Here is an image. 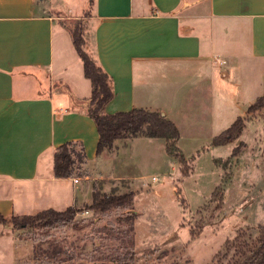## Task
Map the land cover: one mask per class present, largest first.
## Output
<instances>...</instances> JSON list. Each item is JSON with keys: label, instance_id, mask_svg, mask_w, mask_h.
Instances as JSON below:
<instances>
[{"label": "crops", "instance_id": "0c3cea01", "mask_svg": "<svg viewBox=\"0 0 264 264\" xmlns=\"http://www.w3.org/2000/svg\"><path fill=\"white\" fill-rule=\"evenodd\" d=\"M89 3L0 0V213L65 210L89 202L90 181L125 180L141 193V249L152 230L138 202L166 183L175 191L186 177L163 138L126 136L97 153L98 130L86 113L93 87L68 29ZM88 33L113 79L106 111H159L178 128L180 150L200 129L226 117L221 127H229L264 92V0H94ZM68 141L82 142L87 159L81 173L57 178L54 154ZM8 225L0 223V264L17 245Z\"/></svg>", "mask_w": 264, "mask_h": 264}, {"label": "rangeland", "instance_id": "374dc122", "mask_svg": "<svg viewBox=\"0 0 264 264\" xmlns=\"http://www.w3.org/2000/svg\"><path fill=\"white\" fill-rule=\"evenodd\" d=\"M91 16L89 7L81 20L86 26V48L90 53ZM247 118L241 135L225 146H210V140L224 130L221 126L227 117L215 127L200 129V136L193 141L182 139L180 147L191 172L175 182V191L177 185L185 203H179L174 189L167 183L160 187L159 193H149L147 203L137 200L143 207L142 218L152 230L144 242L150 246L139 249L135 242V221L141 214L135 200L103 212L86 209L87 204L93 203L95 194L102 199L105 195L130 191L125 180H96L88 183L92 187L89 202L76 205L82 212L74 222L43 229L14 228L17 245L7 264H113L115 254L131 251L136 252L134 264H230L234 250L224 256L225 242L232 241L237 232L249 229L244 237L249 248L245 255L235 257L238 264H245L256 247L258 233L253 228L264 224V108ZM184 130L183 127L181 131ZM236 146L240 151L226 167L214 163L213 159L227 158ZM137 155L140 157L139 152ZM156 169L153 173H161ZM223 178L227 181L223 185L222 204L216 209L218 195L212 198L211 193ZM159 181L166 182L161 176ZM150 186L147 191L152 190ZM197 229L200 231L191 237V230Z\"/></svg>", "mask_w": 264, "mask_h": 264}, {"label": "trees", "instance_id": "16d2710c", "mask_svg": "<svg viewBox=\"0 0 264 264\" xmlns=\"http://www.w3.org/2000/svg\"><path fill=\"white\" fill-rule=\"evenodd\" d=\"M94 0H90L89 7L92 8ZM88 10H86L87 12ZM85 12V16H86ZM82 20V19H81ZM76 20L68 26L71 32L74 47L80 56L83 65L85 76L91 80L92 96L88 100V108L86 110L95 122L99 141L97 153L101 154L105 149L111 148L114 142L126 136H144L149 138H163L165 140V150L167 154L177 160L180 166L181 177H187L191 172L189 161L184 156L182 151L176 144L179 137V131L176 125L159 111H152L144 108L135 107L129 111H118L108 113L106 106L115 97L113 88V79L103 67L98 63L93 53H90L86 48L87 36L86 26ZM264 108V92L252 104L248 106L244 115L238 116L229 127L224 129L219 134L215 135L210 146L225 145L229 141L237 139L245 126L248 115H253L255 112ZM79 148V149H77ZM206 149V148H204ZM240 148L236 146L232 149L231 154L220 160H214L218 166L226 167L233 157L239 153ZM196 152V155H198ZM87 156L85 147L82 142L68 141L56 148L54 154V173L57 178L71 177L76 174V170H80L86 162ZM227 178H223L221 184L216 187L211 193V197H217L216 209L222 204L223 185ZM175 194L179 203L184 204V198L180 195V188L176 185ZM137 196V191L130 190L123 194L105 195L102 199H98V194H95L93 203L87 204L85 207L88 210L95 212H103L112 208L126 206L134 202ZM82 212V208L70 206L65 210H56L53 208L42 210L35 214L13 215L10 218L5 217L0 213L1 224H11L13 228L19 230L32 228H51L57 223L66 225L74 222L76 215ZM258 233L256 238V247L251 256H247L245 264H264V224H259L253 228ZM200 230L190 232L191 237H194ZM249 229L237 232L234 239L227 240L224 244V256H227L229 251L233 249L232 263L238 264V259L246 254V248L249 244L244 237L249 232ZM136 252L131 251L126 254H115L113 256V264H134Z\"/></svg>", "mask_w": 264, "mask_h": 264}, {"label": "built area", "instance_id": "2783aa9c", "mask_svg": "<svg viewBox=\"0 0 264 264\" xmlns=\"http://www.w3.org/2000/svg\"><path fill=\"white\" fill-rule=\"evenodd\" d=\"M152 180H158V177L153 176V177H152ZM74 181H75V182H78V179H77V178H74Z\"/></svg>", "mask_w": 264, "mask_h": 264}]
</instances>
